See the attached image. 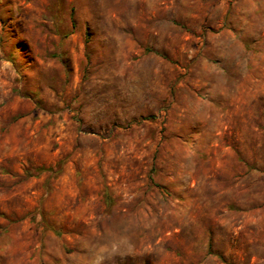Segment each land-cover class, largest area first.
Masks as SVG:
<instances>
[{
  "label": "rangeland",
  "instance_id": "obj_1",
  "mask_svg": "<svg viewBox=\"0 0 264 264\" xmlns=\"http://www.w3.org/2000/svg\"><path fill=\"white\" fill-rule=\"evenodd\" d=\"M0 264H264V0H0Z\"/></svg>",
  "mask_w": 264,
  "mask_h": 264
},
{
  "label": "trees",
  "instance_id": "obj_2",
  "mask_svg": "<svg viewBox=\"0 0 264 264\" xmlns=\"http://www.w3.org/2000/svg\"><path fill=\"white\" fill-rule=\"evenodd\" d=\"M106 197H108V196L106 195Z\"/></svg>",
  "mask_w": 264,
  "mask_h": 264
}]
</instances>
